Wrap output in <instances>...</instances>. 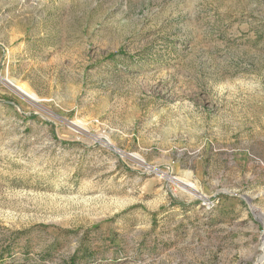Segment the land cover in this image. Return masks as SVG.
Returning <instances> with one entry per match:
<instances>
[{
  "label": "rangeland",
  "instance_id": "obj_1",
  "mask_svg": "<svg viewBox=\"0 0 264 264\" xmlns=\"http://www.w3.org/2000/svg\"><path fill=\"white\" fill-rule=\"evenodd\" d=\"M0 264H264V0H0Z\"/></svg>",
  "mask_w": 264,
  "mask_h": 264
},
{
  "label": "bare ground",
  "instance_id": "obj_2",
  "mask_svg": "<svg viewBox=\"0 0 264 264\" xmlns=\"http://www.w3.org/2000/svg\"><path fill=\"white\" fill-rule=\"evenodd\" d=\"M11 85H14L15 87H16V89L19 91V92H21L22 94H24V95H26V96H30V97H32L31 95V93L28 91V89H26L25 87H23L22 85H15V84H11ZM33 98V97H32ZM179 179V178H178ZM183 184H184V187L186 188V189H188V190H192V191H195L196 190V188L193 186V185H191L189 182H183Z\"/></svg>",
  "mask_w": 264,
  "mask_h": 264
}]
</instances>
